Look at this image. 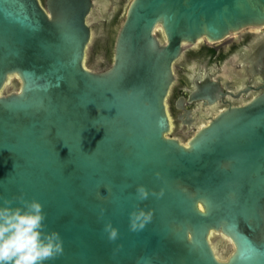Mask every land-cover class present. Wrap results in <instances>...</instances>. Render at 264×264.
<instances>
[{"label": "water", "instance_id": "95a60500", "mask_svg": "<svg viewBox=\"0 0 264 264\" xmlns=\"http://www.w3.org/2000/svg\"><path fill=\"white\" fill-rule=\"evenodd\" d=\"M119 1L0 0V204H43L64 241L45 264H264V88L201 125L185 111L182 137L167 107L184 47L264 28V0H129L110 62L90 66ZM141 208L153 219L130 231Z\"/></svg>", "mask_w": 264, "mask_h": 264}, {"label": "flooded vegetation", "instance_id": "af4514ba", "mask_svg": "<svg viewBox=\"0 0 264 264\" xmlns=\"http://www.w3.org/2000/svg\"><path fill=\"white\" fill-rule=\"evenodd\" d=\"M123 1V0H120ZM120 8L109 21L95 23L103 45H113L119 26ZM123 20V19H122ZM122 22V21H121ZM103 31L100 33V28ZM159 32V29H157ZM95 32V31H94ZM105 66V64H104ZM103 66V67H104ZM175 81L171 86L167 107L176 135L185 129L178 118L185 111L196 115V125L207 123L219 111L239 106L259 94L264 88V28L246 29L225 39L209 43L200 41L186 45L174 64ZM219 88L222 96L209 103L206 95L195 93L204 85ZM251 89L246 91V89ZM214 94L210 96L213 98ZM181 106V108H178Z\"/></svg>", "mask_w": 264, "mask_h": 264}, {"label": "clouds", "instance_id": "9594fccd", "mask_svg": "<svg viewBox=\"0 0 264 264\" xmlns=\"http://www.w3.org/2000/svg\"><path fill=\"white\" fill-rule=\"evenodd\" d=\"M159 177V173H156ZM152 195L157 198L164 195V189ZM139 200H146L149 190L145 186L137 187ZM18 203V206H13ZM43 204L36 200H27L24 195L4 198L0 204V264H45L62 256L64 241L56 231H46V213ZM153 219V210H134L130 213V231L136 232ZM109 241L118 238V229L109 222L105 225Z\"/></svg>", "mask_w": 264, "mask_h": 264}, {"label": "rangeland", "instance_id": "374dc122", "mask_svg": "<svg viewBox=\"0 0 264 264\" xmlns=\"http://www.w3.org/2000/svg\"><path fill=\"white\" fill-rule=\"evenodd\" d=\"M129 0H123V1H119L117 4H119L120 8V12L118 14V22H117V27L119 26V24L121 23L122 19H123V12H124V8L127 5ZM94 31H95V39L93 41V44L91 45L90 49H89V53H88V65L90 66H95L97 68H103L104 66V62L109 63L110 59H111V51L110 54L106 53V49L112 47L111 44H109L108 42L106 43V46L103 45L102 41L99 38V35L97 34V25H94ZM261 29V28H260ZM255 30H259V29H255ZM172 134L176 135L175 132H172ZM179 137H182L180 135H177ZM213 243L216 244L218 243L219 245L221 244L222 246L226 247L227 243L226 242H221L219 240H217V238L213 237ZM220 246V252L223 251V247Z\"/></svg>", "mask_w": 264, "mask_h": 264}, {"label": "bare ground", "instance_id": "6f19581e", "mask_svg": "<svg viewBox=\"0 0 264 264\" xmlns=\"http://www.w3.org/2000/svg\"><path fill=\"white\" fill-rule=\"evenodd\" d=\"M254 29H260V28H254ZM200 41H202V40H200ZM199 41V42H200ZM198 43V42H197ZM212 238L213 237H215V236H211ZM226 242V241H225ZM212 243H213V240H212ZM227 243V245H226V247L228 246V245H230L228 242H226ZM214 244V243H213ZM214 246V248H215V250L218 252V254L219 255H222V252H220V245L218 244V243H216V244H214L213 245Z\"/></svg>", "mask_w": 264, "mask_h": 264}, {"label": "trees", "instance_id": "16d2710c", "mask_svg": "<svg viewBox=\"0 0 264 264\" xmlns=\"http://www.w3.org/2000/svg\"><path fill=\"white\" fill-rule=\"evenodd\" d=\"M110 51H111V47L106 49L107 54H110Z\"/></svg>", "mask_w": 264, "mask_h": 264}]
</instances>
